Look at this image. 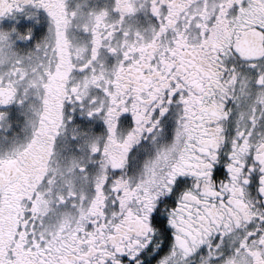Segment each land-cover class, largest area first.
Returning <instances> with one entry per match:
<instances>
[{"label": "snow or ice", "instance_id": "obj_1", "mask_svg": "<svg viewBox=\"0 0 264 264\" xmlns=\"http://www.w3.org/2000/svg\"><path fill=\"white\" fill-rule=\"evenodd\" d=\"M0 264H264V0H0Z\"/></svg>", "mask_w": 264, "mask_h": 264}]
</instances>
